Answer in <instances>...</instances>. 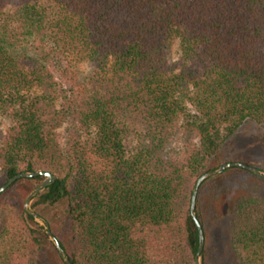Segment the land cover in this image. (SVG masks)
<instances>
[{
  "label": "trees",
  "instance_id": "1",
  "mask_svg": "<svg viewBox=\"0 0 264 264\" xmlns=\"http://www.w3.org/2000/svg\"><path fill=\"white\" fill-rule=\"evenodd\" d=\"M247 120L264 123V0H0V187L56 177L35 211L0 195V264H29L34 213L64 202L72 264H196L194 185ZM225 174L258 177L204 183L205 238L201 193ZM237 193L231 251L264 264V199Z\"/></svg>",
  "mask_w": 264,
  "mask_h": 264
},
{
  "label": "rangeland",
  "instance_id": "2",
  "mask_svg": "<svg viewBox=\"0 0 264 264\" xmlns=\"http://www.w3.org/2000/svg\"><path fill=\"white\" fill-rule=\"evenodd\" d=\"M60 134V139L63 141L64 128L60 130ZM228 162L247 163L255 166L264 175V123L247 120L226 140L217 157L213 159L212 166L217 170ZM257 176L225 174L226 179L230 181V188L213 183L203 189L200 209L206 223L209 264H241L239 257L232 253L230 246L231 212L238 190L264 199V178ZM16 183H18L16 186L12 185L7 191L11 190L18 196L26 209V202L35 189L33 190V184L24 179ZM33 201L28 207L29 211L36 210L32 207ZM37 211L43 217V219L37 218L36 222L42 227L41 235L44 240L40 247L27 252L31 255L29 264H66L65 258L57 249L56 236H65L67 233L68 204L64 202L55 206H42L37 208ZM1 229L0 226V232ZM49 232L53 237L49 236Z\"/></svg>",
  "mask_w": 264,
  "mask_h": 264
},
{
  "label": "water",
  "instance_id": "3",
  "mask_svg": "<svg viewBox=\"0 0 264 264\" xmlns=\"http://www.w3.org/2000/svg\"><path fill=\"white\" fill-rule=\"evenodd\" d=\"M231 168H241V169H245L248 170L256 175H259L261 177L264 178V175H262V173L259 171V169H257L255 166L249 165L247 163L244 162H228L223 164L222 166H220L217 170L214 171H207L205 173H203L196 181L195 185H194V189H193V193H192V200H191V215L193 216L198 231H199V239H200V243H199V248H198V252L196 255V264H202V253L204 251L205 248V233H204V229H203V225L200 222V220L197 217L196 214V209H197V203H198V197H199V193L201 190V187L204 185V183H206L207 181L211 180V179H215L219 176H221L226 170L231 169ZM43 175L46 177V179L44 180V182L39 185L34 191L33 193L30 195V197L28 198L27 202H26V210L29 211L28 207L31 203V201L35 198V196L42 192L44 189H46L52 182H54L56 180V177L54 174H52L51 172H26V173H20L18 175H16L15 177H13L12 179H10L6 184H4L3 186L0 187V195L3 194L4 192H6L12 185H14L16 182L22 180V179H26V178H33V177H37ZM31 212V211H30ZM34 216L39 218L38 214L34 213ZM49 236L53 237L52 234L49 232ZM56 246L57 249L59 250L61 256H63L65 258V263L66 264H72L71 260L65 256L62 247L59 243L58 240H56Z\"/></svg>",
  "mask_w": 264,
  "mask_h": 264
}]
</instances>
